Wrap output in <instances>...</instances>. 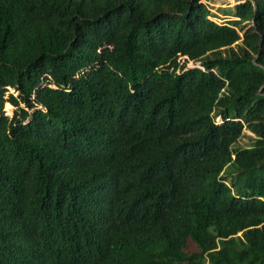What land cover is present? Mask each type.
<instances>
[{
	"label": "trees",
	"instance_id": "16d2710c",
	"mask_svg": "<svg viewBox=\"0 0 264 264\" xmlns=\"http://www.w3.org/2000/svg\"><path fill=\"white\" fill-rule=\"evenodd\" d=\"M223 11L0 0V264H264V0Z\"/></svg>",
	"mask_w": 264,
	"mask_h": 264
},
{
	"label": "rangeland",
	"instance_id": "374dc122",
	"mask_svg": "<svg viewBox=\"0 0 264 264\" xmlns=\"http://www.w3.org/2000/svg\"><path fill=\"white\" fill-rule=\"evenodd\" d=\"M204 2L209 4V6L211 7V11L214 14L212 16V19L216 20L217 22L225 23L233 18L231 15L223 11L224 9L233 8L236 5V3L233 2V0H229V1L227 0H204ZM194 64L195 63H193V61L191 60L188 62V65H194ZM6 107L8 110L12 108L10 103H7ZM247 132L251 134L250 131H247ZM240 142H241L240 144L242 145L250 144L249 139L246 137L242 138ZM236 145L238 146L239 144L237 143Z\"/></svg>",
	"mask_w": 264,
	"mask_h": 264
},
{
	"label": "water",
	"instance_id": "95a60500",
	"mask_svg": "<svg viewBox=\"0 0 264 264\" xmlns=\"http://www.w3.org/2000/svg\"><path fill=\"white\" fill-rule=\"evenodd\" d=\"M227 1H229V0H227ZM233 2L237 4L240 2V0H233Z\"/></svg>",
	"mask_w": 264,
	"mask_h": 264
}]
</instances>
